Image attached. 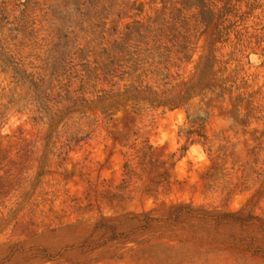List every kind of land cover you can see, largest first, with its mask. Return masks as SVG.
I'll use <instances>...</instances> for the list:
<instances>
[{
  "label": "rangeland",
  "instance_id": "374dc122",
  "mask_svg": "<svg viewBox=\"0 0 264 264\" xmlns=\"http://www.w3.org/2000/svg\"><path fill=\"white\" fill-rule=\"evenodd\" d=\"M0 264H264V0H0Z\"/></svg>",
  "mask_w": 264,
  "mask_h": 264
},
{
  "label": "trees",
  "instance_id": "16d2710c",
  "mask_svg": "<svg viewBox=\"0 0 264 264\" xmlns=\"http://www.w3.org/2000/svg\"><path fill=\"white\" fill-rule=\"evenodd\" d=\"M119 53L121 55L120 57L117 56ZM134 53L135 51L128 52L127 48L122 43H115L110 49H103L99 55L100 57L104 56V61L101 63L104 73L109 74L113 71L115 68L114 66L118 65L119 60L130 61L133 58L132 54ZM209 67L210 64L208 58L200 61L197 69V82H192L191 80L182 81L181 83L162 90L161 92L152 89V87L147 84L143 86L130 85L129 87H126L123 92L117 93L115 99L125 98L134 101L142 100L151 104L156 103L157 105L179 106L187 103L190 99V92L199 84L200 79L204 76ZM165 84H167V82H165ZM107 101V99H103L102 105Z\"/></svg>",
  "mask_w": 264,
  "mask_h": 264
}]
</instances>
